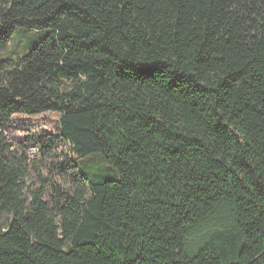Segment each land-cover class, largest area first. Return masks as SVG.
<instances>
[{"label":"trees","instance_id":"1","mask_svg":"<svg viewBox=\"0 0 264 264\" xmlns=\"http://www.w3.org/2000/svg\"><path fill=\"white\" fill-rule=\"evenodd\" d=\"M19 29L0 127L59 112L61 177L0 133V264H264V0H0Z\"/></svg>","mask_w":264,"mask_h":264},{"label":"rangeland","instance_id":"2","mask_svg":"<svg viewBox=\"0 0 264 264\" xmlns=\"http://www.w3.org/2000/svg\"><path fill=\"white\" fill-rule=\"evenodd\" d=\"M43 33L35 30H17L7 46L0 54V60L17 61L26 50L35 45L42 37ZM59 112L44 111L33 115H26L24 113L12 114L9 120L0 127V133L3 134L6 141L11 143V148L19 153L25 152L32 167V176L34 181L37 178V170L45 176L51 173L59 179L58 172L51 169L52 165L58 164V153L50 156V152H43L41 146L38 144L37 135L43 131H50L57 133L59 131ZM61 150H65L62 148ZM83 171L86 172V167L80 163ZM37 168H34V167ZM88 174V173H87ZM90 176V174H88ZM5 222V219L0 217V225Z\"/></svg>","mask_w":264,"mask_h":264}]
</instances>
